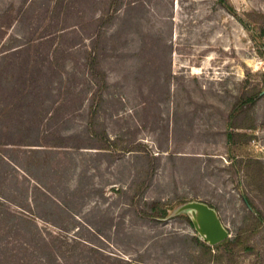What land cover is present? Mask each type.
<instances>
[{
    "label": "rangeland",
    "instance_id": "rangeland-1",
    "mask_svg": "<svg viewBox=\"0 0 264 264\" xmlns=\"http://www.w3.org/2000/svg\"><path fill=\"white\" fill-rule=\"evenodd\" d=\"M225 1L0 0V264H264V0ZM191 200L250 249L137 213Z\"/></svg>",
    "mask_w": 264,
    "mask_h": 264
},
{
    "label": "trees",
    "instance_id": "trees-1",
    "mask_svg": "<svg viewBox=\"0 0 264 264\" xmlns=\"http://www.w3.org/2000/svg\"><path fill=\"white\" fill-rule=\"evenodd\" d=\"M220 1L223 2V3H226L225 0H220ZM228 7H227V9L231 13L236 14L231 6H228ZM247 101L253 102V97L248 98ZM231 136H232V134H229V137H231ZM106 141L108 143V147H111L113 145V142L111 140H109V138H107ZM73 147H75V146H73ZM76 147H78V146H76ZM108 147H106V148L104 147L103 148V147L100 146L99 149H109ZM17 165L25 173H28L29 175H31V177L34 180H37L38 182L41 181L40 177H39L40 174H38L39 170H40V167L35 166L34 169L30 170V168L22 166V163L17 162ZM249 206H250V204H249ZM63 207H64V209H66V211H68V207H66V206H63ZM253 208L254 207H252L251 209H253ZM137 213L142 219H147L149 221H160V219H163V218L168 216L167 208L164 207V203L160 202V201H153V202H150V203L144 202L142 209H140V210L138 209ZM180 216L185 217L188 220V222L191 224L190 220L188 219V217L185 214H180ZM42 219H46V218L42 217ZM258 221H260V219H258ZM55 224H57V222H55ZM189 240H190L191 245L193 247L200 248L201 253H204L205 255H209V256L212 255V250L218 249L219 247H222V248H225V249H229L230 245L238 246L241 250L250 249V246H248V244H246V242L242 238H240V236L239 237L237 236L235 239H232V240L227 238V239L223 240L222 242H220V243H218V244H216L214 246L207 245L205 242H203L200 239V237L197 234L191 236ZM4 251H3V253H4ZM6 257H12V258L15 257L16 259L14 260V264H22L20 262L21 261L20 260L21 259L20 256L16 257L15 254H13V255H10V256L6 255Z\"/></svg>",
    "mask_w": 264,
    "mask_h": 264
},
{
    "label": "water",
    "instance_id": "water-1",
    "mask_svg": "<svg viewBox=\"0 0 264 264\" xmlns=\"http://www.w3.org/2000/svg\"><path fill=\"white\" fill-rule=\"evenodd\" d=\"M185 214L196 234L209 246H214L229 238V232L223 225L217 211L207 203L191 200L178 205L167 216L173 218Z\"/></svg>",
    "mask_w": 264,
    "mask_h": 264
},
{
    "label": "crops",
    "instance_id": "crops-1",
    "mask_svg": "<svg viewBox=\"0 0 264 264\" xmlns=\"http://www.w3.org/2000/svg\"><path fill=\"white\" fill-rule=\"evenodd\" d=\"M8 152H10V151H8ZM7 157L6 156H2V158H0V161H1V164H0V167H2V163H3V165H5V162L4 161H8L7 163L10 165L11 164V162L8 160V158L6 159ZM2 159V160H1ZM19 169L20 170H22L20 167H19ZM22 173H24V171L22 170L21 171ZM24 174H26V173H24ZM32 179V178H31ZM33 180V179H32Z\"/></svg>",
    "mask_w": 264,
    "mask_h": 264
}]
</instances>
